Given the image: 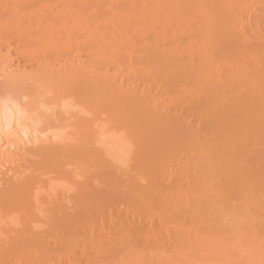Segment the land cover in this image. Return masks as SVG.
I'll list each match as a JSON object with an SVG mask.
<instances>
[{"label":"bare ground","instance_id":"obj_1","mask_svg":"<svg viewBox=\"0 0 264 264\" xmlns=\"http://www.w3.org/2000/svg\"><path fill=\"white\" fill-rule=\"evenodd\" d=\"M93 1L0 0V75L5 77L0 91L7 87L8 93L0 94V177L8 179L3 183L10 191L22 180L28 146L49 148L76 139L71 144L81 142L79 147L87 150L74 149L83 154L74 158L84 166L73 164L66 173L78 179L57 175L73 183L61 185L77 191V202L85 197L80 179H91L86 176L99 161L109 169L136 170L125 183L129 196L121 195L123 202L113 197L125 204V213L119 203L117 210L115 204L112 208L113 200L106 207L119 239L114 248L127 255L113 264H264L263 170L257 175L252 165L249 174V168L242 172L247 154L258 152L261 163L264 158V72L255 75L249 66L255 62L264 68V0H105L115 2L112 10H102L105 14L94 7L102 0ZM229 30L247 43L254 41L243 50L253 57L244 61V52L227 57L217 51L212 38L223 32L230 37ZM5 63H10L8 72ZM104 95L110 96L108 106L101 100ZM57 117L58 131L52 124ZM151 121L174 134L169 140L154 136L163 144L157 156L147 153ZM67 141L65 147L71 145ZM29 173L24 176L36 175ZM32 177L17 185L18 192L23 190L19 195L0 200V244L5 247H0V264H82L67 251L53 257L41 247L38 229L47 225L45 202L58 193L61 181L45 185ZM142 179L148 183L141 186ZM83 209L80 213H86ZM97 216L104 217L101 212ZM12 237L17 246L6 248ZM35 246L38 261L31 256ZM81 247L77 250L85 253L86 241ZM96 251L95 261L104 264L105 256ZM94 259L88 257L85 264H95Z\"/></svg>","mask_w":264,"mask_h":264},{"label":"rangeland","instance_id":"obj_2","mask_svg":"<svg viewBox=\"0 0 264 264\" xmlns=\"http://www.w3.org/2000/svg\"><path fill=\"white\" fill-rule=\"evenodd\" d=\"M94 1H96V0H94ZM93 1V2H94ZM98 1V0H97ZM101 0H99V2H100ZM114 1V0H113ZM116 1V0H115ZM97 3V2H96ZM95 3V4H96ZM111 3H113V7H114V4H115V2H110L109 4H107V2L105 1V0H102L101 1V4L100 3H98L97 5H94V7L95 6H98V8L97 9H99V11L100 12H102V10L103 11H105V8H108L107 10H106V13L108 12V11H110V10H112L111 8L109 9V7H110V5H111ZM92 4V3H91ZM120 3H116V5H115V7L117 6V5H119ZM107 5V6H106ZM109 5V6H108ZM88 6H90V5H88ZM87 6V7H88ZM112 7V8H113ZM91 10V7H88V10ZM85 10H86V8H85ZM89 10V11H90ZM93 10V9H92ZM89 11H86V13H88ZM89 13H91V12H89ZM102 13H104V12H102ZM101 13V14H102ZM105 14V13H104ZM88 15V14H87ZM231 31L229 30V33H230ZM212 42H213V45H214V47L217 49V51H220V52H222V56H236L237 55V50L239 51V53L238 54H241V53H243L244 51L243 50H249V48H252L253 46H255V44H254V41H249V43H247L244 39H240V37L236 34V33H230V37H229V35L228 34H226L225 32H223V33H220V34H218V35H215V37L214 38H212ZM244 55H247V57L245 58V57H243V60L245 61V60H247V58H249V57H253L250 53L248 54V53H246V52H244ZM260 56H261V59L262 60H264V51L263 52H261L260 53ZM249 62L250 61H252V60H248ZM11 63H12V61H11ZM4 66L2 67V68H4L5 69V72H6V68H7V72L9 71L8 69H9V67H11L10 66V63L7 65V63H5V64H3ZM248 64H246L245 65V67H247V69L249 68V66H250V73H253V74H255V75H257V74H260V71L262 72H264V68H262V66H261V68L263 69H260L259 70V68H260V66L257 64V63H255V62H251V63H249V66H247ZM253 65H256V66H254V67H252ZM259 67V68H258ZM264 67V66H263ZM249 70V69H248ZM247 70V71H248ZM249 72V71H248ZM2 74V73H1ZM2 76L3 75H0V77H1V79H0V83L3 81L2 79H4V81H5V77L4 78H2ZM261 76H264L262 73H261ZM260 76V77H261ZM251 77H252V75H251ZM256 77V76H255ZM254 77V79H256ZM259 77V76H258ZM257 77V78H258ZM259 77V78H260ZM263 78V77H262ZM261 83V82H260ZM262 83H264V82H262ZM261 83V84H262ZM3 84H4V82H3ZM2 83L0 84L1 86L3 85ZM0 86V87H1ZM5 86H3V88H4ZM5 88H7V87H5ZM4 88V89H5ZM93 88V89H92ZM91 89L92 90H90V91H94V87H92ZM1 89H2V87H1ZM4 89L2 90V91H0V94L1 95H3V92H6V91H4ZM11 89V91H13L12 90V88H10ZM9 89V90H10ZM90 89V88H89ZM95 89H98V88H95ZM100 89V88H99ZM99 89H98V92H99ZM103 90H105V87H104V89ZM102 90V91H103ZM108 90V89H107ZM110 90V89H109ZM108 90V91H109ZM15 92L17 91V89L16 90H14ZM100 91H101V89H100ZM107 91V92H108ZM91 92V93H92ZM97 92V90L95 91V95H96V93H98ZM111 92V91H110ZM88 93V92H87ZM90 93V92H89ZM105 93V92H104ZM6 94H8L7 92L6 93H4V96H6ZM99 94H102L101 92H99ZM98 94V95H99ZM109 94V93H108ZM89 96H90V94H89ZM100 96H102V95H100ZM100 96H93V97H95V98H99ZM105 96V95H104ZM107 96H109V95H107ZM107 96H105V97H103V99H101L103 102H104V100H106V106H108V102L110 101L108 98L110 97H107ZM92 97V98H93ZM94 98V102H95V99ZM97 98V99H98ZM102 98V97H101ZM107 99H108V101H107ZM110 99H112V98H110ZM99 100V101H98ZM97 100V102H96V104H100V103H98V102H101L100 101V99H98ZM102 105V107H104L105 106V103L104 104H102V102H101V104H100V106ZM104 105V106H103ZM99 106V107H100ZM54 108V107H53ZM54 109H56V108H54ZM57 111V109L55 110V112ZM69 111H71V110H69ZM54 112V111H53ZM72 113V112H71ZM45 115H47V114H49L48 116H51L50 115V112L48 113H44ZM44 114H42L43 115V117H42V115H40L41 116V119L42 118H44V117H46V119L48 120V118L49 117H47V116H45ZM55 114H57V112L55 113ZM54 115V114H53ZM55 116V115H54ZM57 116V115H56ZM64 116H66V115H64ZM51 117H53V116H51ZM63 117V115H61V117H60V119ZM46 119H45V121H46ZM53 119V118H52ZM58 119V120H57ZM69 120H71V118L69 119ZM73 120V119H72ZM44 121V122H45ZM50 121V120H49ZM66 121H68V120H66ZM42 122V121H41ZM47 123H48V121H46ZM57 122L59 123V118L57 117L56 118V122L53 120V122H52V124H53V126L55 125V129H53V130H56L57 129V131H58V128H59V126L60 125H58L57 124ZM73 122V121H72ZM46 123V126H45V128L48 126V124ZM67 123V122H66ZM74 123V122H73ZM44 124V123H43ZM62 125H64V123L62 122ZM53 126H51L52 128H54ZM146 129V128H145ZM167 129H168V127H167ZM166 129V127H165V130L164 129H162V127H160L159 126V124H157V123H155V122H152L151 121V123L148 125V128L146 129L147 130V134H148V138H149V144H148V148H149V151L147 152L148 154H156V156L157 155H159V154H157L158 152H161L162 151V149H161V147L163 146V144L160 146L158 143H161V142H158V139H168V138H173V136H174V134L172 133H168L167 134V130ZM171 129V128H170ZM169 130V129H168ZM171 130H169L168 132H170ZM166 132V133H165ZM172 132V131H171ZM146 133H145V135H147ZM144 135V136H145ZM173 135V136H172ZM178 134H176L175 135V137L177 136ZM180 135V134H179ZM64 136H66V135H64ZM69 136V135H68ZM68 136H67V138H68ZM71 136V135H70ZM69 136V137H70ZM154 136H160V138H154ZM168 136V137H167ZM172 136V137H171ZM78 137V136H77ZM162 137H165V138H162ZM167 137V138H166ZM147 138V137H146ZM72 139V138H71ZM71 139H66L65 140V142H63L62 141V143H63V145H62V143L61 144H55L54 146H52V147H47V145L46 146H44V147H46V148H48L49 149V151L47 150V152L45 153V149H44V147L41 145H39L40 146V148H43L44 150H42V149H39V146L38 147H34V146H31V147H29L28 146V148H29V150L27 149V152H28V155L29 156H27V152L24 154V155H22L23 157V159H24V161L25 162H28V164H26L24 161H23V159H22V162H24L25 164L22 166V168H23V171L24 172H26V173H24V174H28V172H30L31 174H32V171H33V173L35 172L36 173V175L34 174V175H32V176H34L35 178L37 177V175H38V179H35L34 177H32L31 175L29 176V177H27L26 178V176H24V174L22 175L21 174V176L20 177H22V180H18V181H14L13 183H14V187L12 188L11 187V189H10V191H9V188L10 187H8V185L6 186L5 185V183H3V182H5L6 180H8L7 178H5L4 180H3V178H1V180H3L2 182H1V184H0V200L2 201V202H5L6 201V199H8V196L10 197L11 195H14V193L16 194H20L23 190H21V188L19 189V190H21V192H18L17 190L18 189H16V188H18L17 187V185L19 186L20 184V182H22V181H24V179L23 178H25V180L26 179H29L30 177H32V178H34L35 180H37V182H39L40 180H42V181H40L39 183L40 184H45V185H47V184H49V182H53V183H55V182H57L58 180H60L61 182L59 183V181H58V183H56V185H57V189H56V191H58V193H56L55 195H53L50 199H52L51 201H50V203L49 202H45V203H47L45 206L47 207H45L46 209H45V211H44V217H47L46 219H45V221H47V225H49V226H47V225H44V226H46V227H44V230L41 228L40 230L38 229V233H39V231H40V233L39 234H41L42 235V248H44L46 251H48L47 253H48V255H51V256H53V257H55V256H57V255H59L60 254V252L59 251H61V250H64L63 252H66L67 251V253L69 254V257L74 261V260H76L75 262L77 263V262H82L83 261V263L82 264H85V262H87V259H88V257H90V260H89V262L90 261H93V259L96 257V254H97V251L96 250H99V252L98 253H100V254H102V256H105V258H104V264H113V262L114 263H117V261L119 260L118 259V257H121V256H127V255H125V254H121V253H119V252H116L117 251V249H116V247L114 248V245H118L119 244V239L117 238V237H115V235H116V231H115V229L113 228V226L109 223V215H108V211H107V208H108V206L111 208V202H112V200L114 201V199H113V197H116V196H118V201L120 200V199H122V200H124L123 198H121V195L124 197V196H129L128 195V191H129V189L130 188H128L127 187V185H129V184H127L126 182H128L130 179H131V177H132V175L134 174L135 175V173H134V171H136L135 169H131V170H133V172L130 170V169H126V171L124 172L123 171V169L121 170V169H117L116 170V168L114 169V168H112L111 167V169H109V168H107V165L109 166V164H107L106 162H103L102 160L101 161H99L98 162V164H96L97 165V167H93V169H92V164H91V162L89 163V161H88V163H87V160H86V158L85 157H81V158H83V159H85L84 161L87 163V165L88 164H91V173H89L86 177L88 178V177H92L91 179H89V180H87V179H85V180H83L84 179V177H82V174L81 175H79V177H82L81 179H80V183L82 184V182H83V185L86 187V188H83V196H85V197H82L81 199H87V201H85V203L87 204V203H89L90 205L87 207V208H85V206H87V205H85V203H84V199H83V202H81V203H79V202H77V196H76V194L74 195V193H76L77 191L76 190H74V189H69V187H70V183H71V181L73 180V179H78V177L76 178V177H74L73 175V177L72 176H70L69 174H70V170L72 169V168H74L73 167V164H74V166L76 165L77 166V164H79V166L81 167V166H84L82 163H83V160L81 161L80 160V158L78 159V160H80V161H78L77 159H75L74 157H77L78 155H79V157H80V154L81 155H83L82 153L84 152V154L86 153L85 151H87L86 150V148H85V151H83L84 149L82 148H80L79 146H81L82 144H80L81 142H78V144H80V145H78L77 143H76V145H75V143L74 144H71V142L73 141V140H76V139H73L72 141H71ZM157 139V140H156ZM160 139V140H161ZM71 141L70 142V144H68V145H70L69 147L68 146H66L65 147V144L64 143H66V141ZM169 140V139H168ZM67 141V142H68ZM163 141V140H162ZM73 142H75V141H73ZM156 142V143H155ZM170 142V141H169ZM164 143V142H163ZM67 144V143H66ZM172 144V143H171ZM171 144H169L170 146H171ZM44 145V144H43ZM77 145H78V147H77ZM173 145V144H172ZM76 146V147H75ZM166 146V145H165ZM34 147V148H33ZM58 149H57V148ZM61 147V148H60ZM63 147V148H62ZM81 147H83V145L81 146ZM167 147H168V145H167ZM167 147H166V149H167ZM173 147V146H172ZM31 148H33V149H38V151H40L41 150V152H43V155H38L39 153L37 152V154H36V152H33V151H35V150H31ZM56 148V149H55ZM66 148V149H65ZM76 148V150L78 149L79 150V148H80V150H81V152L82 153H80V154H78L79 152H75V149ZM50 149L52 150V152L53 153H51L50 152ZM169 149H171V148H169ZM79 150V151H80ZM48 152H50V153H48ZM75 152V153H74ZM35 153V154H34ZM40 154H42V153H40ZM33 155L34 156H36V157H33ZM88 155V154H87ZM41 156V157H40ZM43 156V157H42ZM46 156V157H45ZM89 156V155H88ZM245 156V155H244ZM258 152L256 153V152H254L253 154H252V156H248V154H247V157L245 158V161L247 162V164H248V167H245V166H247V164H245V166L243 167V169H242V172H244L245 170H248V168H249V172H248V174L250 173V167H252V165H253V167H254V173H256L257 175L259 174H261V172H262V175H264V167H262V165H263V163H264V158H262V162L263 163H261V158H260V160H258ZM28 157V158H27ZM45 157V161H44V163L45 164H42V162L43 161H41L42 160V158H44ZM50 157H52V159H50ZM262 157V156H261ZM29 158L33 161H31V160H29ZM33 158H35L34 160H33ZM38 158H41V160L40 159H38ZM47 158V159H46ZM50 159V161H49V159ZM78 158V157H77ZM54 159H55V161H54ZM75 159V160H74ZM27 160V161H26ZM244 160V159H243ZM34 161H36V162H34ZM40 161H41V163H40ZM51 161H54V162H52L51 163ZM78 161V162H77ZM259 163H261V164H259V166L257 167V162ZM49 162V163H48ZM76 162V163H75ZM82 162V163H81ZM29 163H33V165L35 164V163H37V165L39 166V168L37 167V165H34V166H36V168L37 169H39L38 171H40V173H37L38 171H36L37 169H34V166H31V164H30V167H31V169H32V171H31V169H30V167H29ZM47 163V164H46ZM99 163L101 164V163H106V166L105 165H99ZM52 164H54V165H52L53 166V169H56V170H53L52 169V167H50ZM58 164V165H57ZM70 164V165H69ZM25 165H28V167L27 166H25ZM44 165H48V166H44ZM57 167H56V166ZM87 165H85V166H87ZM261 165V166H260ZM54 166H55V168H54ZM94 166H95V164H94ZM264 166V165H263ZM27 169H26V168ZM88 167V166H87ZM101 168V171H99L100 170V168ZM110 167V166H109ZM129 167V166H128ZM235 167V165L234 166H232V168H234ZM255 167H257V170H256V168ZM262 167V168H261ZM58 168H59V170H58ZM84 168H86V167H84ZM95 168V169H94ZM97 168H98V171H96L97 170ZM246 168V169H245ZM25 169V170H24ZM28 169H30V170H28ZM42 170V172H41V170ZM47 169V170H46ZM89 169V168H88ZM261 169L263 170V171H261ZM22 170V169H21ZM47 172H46V171ZM51 170H53V171H55L56 173H54L53 174V171H51ZM69 170V171H68ZM93 170H95L93 173H92V171ZM127 170H129V172L127 171ZM22 171V172H23ZM28 171V172H27ZM60 173V172H62V173H60L59 175L62 177L63 176V174H64V176H68L67 178H72L71 179V181L69 180L68 181V179H67V181L65 182L64 180H62L63 179V177H62V179H61V177L60 176H58L57 174H58V172ZM65 171V172H64ZM90 171V170H89ZM121 171V172H120ZM259 171H261V172H259ZM66 172H68V173H66ZM124 172V173H123ZM246 172V171H245ZM252 172V173H253ZM29 173V174H30ZM45 175H44V174ZM66 173V174H65ZM96 173V174H95ZM251 173V174H252ZM253 173V174H254ZM62 174V175H61ZM126 174H128V175H131V176H128V175H126ZM50 175V176H49ZM92 175V176H91ZM95 177H94V176ZM222 175H225V173L224 174H222ZM43 176V177H42ZM56 176H58V177H56ZM78 176V175H77ZM107 176V177H106ZM105 177H106V179H105ZM134 178H135V176H133ZM143 177V176H142ZM110 178V179H109ZM133 178V179H134ZM141 178V177H140ZM14 179H16V178H14ZM18 179H20V178H18ZM107 179L108 180H111L110 182L111 183H109V181H107ZM126 179V180H125ZM17 180V179H16ZM35 180H33V181H35ZM54 180V181H53ZM55 180H57V181H55ZM82 180V181H81ZM128 180V181H127ZM46 181H48V182H46ZM74 181V180H73ZM72 181V182H73ZM88 182V184H87V182ZM125 181V182H124ZM144 181V182H143ZM148 181V180H147ZM18 182V183H17ZM36 182V181H35ZM42 182V183H41ZM67 182H69V184H67ZM61 183L63 184V186H64V183H66L68 186H65V187H67L66 189H68V190H64L65 188L61 185ZM76 183H78L79 184V181L78 182H76ZM125 183L127 184L126 186H125ZM140 184H141V186L142 185H145L146 183H148V182H146V179H142V181L140 180V182H139ZM138 183V184H139ZM36 184V183H35ZM60 184V185H59ZM73 185V183H71V186ZM160 185V184H159ZM162 185V184H161ZM83 186V187H84ZM139 186V185H138ZM7 187V188H6ZM36 187V186H35ZM59 187H61L60 188V190H59ZM63 187V188H62ZM115 187V188H114ZM128 188V190H127V192L126 193H124L125 195H123V192H125V190ZM130 187V186H129ZM15 188V191L16 192H13L14 190H12V189H14ZM120 188H121V190L122 189H125V190H120ZM7 189H8V191H7ZM62 189L64 190L63 192H66L65 194L62 192ZM117 189H119L118 191H117ZM34 191V190H33ZM76 191V192H75ZM115 191V192H114ZM116 191L117 192H120L119 194H117L116 193ZM13 192V193H12ZM86 192V193H85ZM10 193H11V195H10ZM85 193V194H84ZM59 194H60V196H59ZM117 194V195H116ZM58 195V196H57ZM72 195H74V196H76L75 198L72 196ZM120 195V196H119ZM63 196V197H62ZM67 198H66V197ZM58 197V198H57ZM69 197V198H68ZM127 197L125 198V200L127 201ZM44 198V197H43ZM42 198V199H43ZM54 198V199H53ZM61 198H62V203L60 204L59 203V201H61ZM67 199V200H63V199ZM47 199V201H49L48 200V198L47 197H45L44 198V200L43 201H45ZM56 199V200H55ZM60 199V200H59ZM69 199V200H68ZM116 199V198H115ZM116 199V200H117ZM76 200V201H75ZM122 200H120L121 202H123ZM65 201V202H64ZM111 201V202H110ZM52 202H54V203H52ZM58 204H60V205H58ZM64 202V203H63ZM104 202V203H103ZM114 202H116V203H114ZM112 204V208H114V204L116 205L115 206V208L114 209H116V208H118L117 206L119 205V208L120 209H118L119 211H121V213H125V208L124 207H122V205H125L124 203L121 205V203L120 202H117V201H114ZM49 203V204H48ZM52 203V204H51ZM57 205H56V204ZM81 204V205H79V204ZM103 203V204H102ZM107 203H108V205H107ZM119 203V204H118ZM105 204V205H104ZM110 204V205H109ZM48 205V206H47ZM95 205V206H94ZM101 205H104L105 207L104 208H106V209H104V208H102L101 207ZM107 205V206H106ZM57 206V207H56ZM65 206V207H64ZM53 207V208H52ZM59 207V208H58ZM83 207H84V209H83ZM92 207H94V208H92ZM96 207H98V208H96ZM50 208H52V211H54V212H51L50 213V211L48 210V209H50ZM57 208V209H56ZM60 208H61V210L62 209H64V210H60ZM100 208H102V210H99ZM81 209H83V211H85L86 209V213L85 212H81L80 213V210ZM95 209V210H94ZM99 211H98V210ZM59 210V211H58ZM117 210V209H116ZM64 211H65V213H64ZM67 211V212H66ZM47 212V213H46ZM62 214V215H60V213ZM79 212V213H78ZM98 212H101L102 213V215H104V217H103V219H99L98 218V216H97V213ZM58 213H59V215H58ZM67 213H68V215H67ZM79 214V216H78V214ZM83 213H85V214H83ZM52 216H51V215ZM67 215V217H65L64 218V216L63 215ZM93 214V215H92ZM74 215V216H73ZM73 216V217H72ZM85 216V220L82 218V217H84ZM90 216V217H89ZM51 217H53L52 219H50ZM71 217V218H70ZM75 217H77V219L75 220ZM80 217V218H79ZM86 217H89V221H88V218H86ZM49 218V219H48ZM64 218V219H63ZM82 218V220H80ZM65 219H67V220H65ZM73 219V220H72ZM86 219H87V221L88 222H90L91 223V221L92 222H94V224H92V226H90V224L88 225L86 222ZM98 219V220H97ZM70 220V221H69ZM50 221H53V222H51L50 223ZM74 222V223H71V222ZM79 221V223H77ZM64 222V223H63ZM66 222H67V224L68 225H66ZM83 222H84V224H86V225H84L83 224ZM45 224V223H44ZM72 224V225H71ZM76 224V225H75ZM63 225V226H62ZM69 228H68V227ZM81 226V227H80ZM112 226V227H111ZM50 227H52V228H50ZM62 227V228H61ZM66 227H67V229L68 230H66ZM77 227H79V228H77ZM46 228H50V230H51V232H48V229H46ZM45 230H46V232H45ZM66 230V231H65ZM114 231H115V233H114ZM43 232H45V233H43ZM67 233H68V235H67ZM115 235H114V234ZM124 233H126V232H123V234ZM39 234H37L38 236H39ZM63 234V235H62ZM65 234V235H64ZM127 234V233H126ZM40 235V236H41ZM112 238H111V237ZM117 236V235H116ZM128 237H130V236H128ZM116 238H117V240H116ZM15 239V238H14ZM13 239V237H12V239L11 238H9L8 240H9V243L6 245V248H8L11 244L13 245V246H17V243H16V240H14ZM108 239L110 240V242L108 241ZM130 239H131V241L134 239V236L133 237H130ZM112 240V241H111ZM86 241V250H85V253H82L81 252V249H85V248H82L81 246H83V242H85ZM107 241H108V244H107ZM134 241V240H133ZM2 245L4 244V243H2V242H0ZM113 243V244H112ZM0 244V247L1 248H5V247H3L2 245ZM109 244H112V246H110ZM12 245H11V247H12ZM71 245V246H70ZM93 245L95 246L94 248H92L93 247ZM8 246V247H7ZM11 247H9L10 249H11ZM75 247V248H74ZM81 247V249L78 251L77 249L78 248H80ZM113 247V248H112ZM67 250H66V249ZM69 248H71V249H73V250H71V249H69ZM2 250V249H1ZM32 252H31V256H32V258H35L37 261L38 260H40L39 258H38V256H37V252L35 253L34 251H36L37 250V246H35V247H32ZM71 250V251H70ZM77 251V252H76ZM2 252V251H1ZM62 252V251H61ZM62 252V253H63ZM54 253V254H53ZM58 253V254H57ZM53 254V255H52ZM57 254V255H56ZM80 255H82L81 257H80ZM84 255V256H83ZM56 258H58V257H56ZM23 260L26 262V260H25V258H23ZM71 260V261H72ZM96 259H94V262H95V264H97V262L95 261ZM103 260V259H102ZM23 261V262H24ZM46 261V260H45ZM72 261V262H73ZM151 263V262H150ZM49 264H51V263H49ZM57 264V263H56ZM90 264H94V263H90ZM98 264H100V263H98ZM149 264V263H148ZM153 264H155L154 263V261H153ZM156 264H159L158 262H156Z\"/></svg>","mask_w":264,"mask_h":264}]
</instances>
